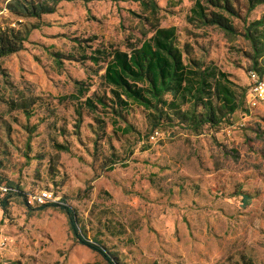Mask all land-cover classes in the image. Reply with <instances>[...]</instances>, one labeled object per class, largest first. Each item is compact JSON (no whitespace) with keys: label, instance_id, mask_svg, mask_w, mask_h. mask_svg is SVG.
<instances>
[{"label":"rangeland","instance_id":"obj_1","mask_svg":"<svg viewBox=\"0 0 264 264\" xmlns=\"http://www.w3.org/2000/svg\"><path fill=\"white\" fill-rule=\"evenodd\" d=\"M154 1L156 12L135 0H74L40 21L20 19V27L39 28L23 51L0 59L1 187L19 186L26 197L52 191L75 211L85 237L118 264H264V102H249V63L241 55L248 44L188 23L196 0ZM234 6L244 14L242 0ZM261 16L264 6L249 20ZM14 20L1 18L0 27ZM153 26L175 27L185 56L212 62L245 88L244 110L216 131L164 128L152 142L147 112L135 106L117 125L110 114L82 108L77 129L80 103L66 100L76 95L74 83H83L85 97L110 95L101 78L106 64L82 58L96 49L126 51ZM12 104H26L31 117ZM125 124L139 139L120 133ZM1 219L0 264H106L73 241L58 210L31 212L13 198Z\"/></svg>","mask_w":264,"mask_h":264},{"label":"trees","instance_id":"obj_2","mask_svg":"<svg viewBox=\"0 0 264 264\" xmlns=\"http://www.w3.org/2000/svg\"><path fill=\"white\" fill-rule=\"evenodd\" d=\"M74 0H7L5 9L14 18V26L10 24L0 27V59L14 55L25 49L31 30L38 29L20 27V19H35L40 21L44 16L56 12L61 2ZM152 12L157 11L154 0H135ZM245 5L244 14L234 4L239 0H196L191 8L187 21L198 28L213 27L224 33L230 39L241 38L248 44V50L241 51L247 59V71L255 72L264 79V16L249 20V15L259 6H264V0H242ZM17 27H19L17 29ZM177 45V29L175 27H152L150 37H145L136 44H130L126 51L112 49L109 52L94 50L90 56L83 57L93 65L105 63L102 81L108 93L85 97L88 92L75 82L76 95L66 97V100L76 101L80 106L75 109L77 122L81 120V109L88 112L110 114L112 124L124 121V113L135 106L147 112L149 133L146 141L155 132L181 127L196 136L209 131H216L222 124L232 125L231 117L244 110L246 89L231 80V76L216 67L212 62L191 59ZM55 63L60 55L53 54ZM82 98L84 100L82 101ZM12 110H22L28 120L26 104H12ZM246 112V111H245ZM103 126V123L100 122ZM76 125V128H79ZM101 126V130L103 127ZM26 150L30 149V141L36 126L26 127ZM122 135H139L131 125L125 124L120 130ZM55 150L70 153L68 146L54 144ZM115 161V160H112ZM118 163V162H117ZM113 164H116L113 163ZM2 182L0 180V187ZM7 192L0 198V211L3 217L8 213L9 202L13 198L22 200L29 211H43L46 208L58 210L67 219L73 241L100 256L106 264H118L111 253L106 251L95 239L89 241L78 223L75 211L66 205L65 201L29 205L26 196L19 186L11 183L6 185ZM248 201V196L242 198ZM35 208H32V207ZM2 219L0 220V224Z\"/></svg>","mask_w":264,"mask_h":264},{"label":"built area","instance_id":"obj_3","mask_svg":"<svg viewBox=\"0 0 264 264\" xmlns=\"http://www.w3.org/2000/svg\"><path fill=\"white\" fill-rule=\"evenodd\" d=\"M249 79L252 82V88L250 90V101L252 106H255L259 102H264V79H260L259 75L255 72H248ZM161 133L155 131L150 137V142L156 141L160 137ZM7 192L6 187H0V193L5 194ZM27 203L29 205H43L46 203H58L59 198L50 190L38 191L35 194L27 195Z\"/></svg>","mask_w":264,"mask_h":264},{"label":"crops","instance_id":"obj_4","mask_svg":"<svg viewBox=\"0 0 264 264\" xmlns=\"http://www.w3.org/2000/svg\"><path fill=\"white\" fill-rule=\"evenodd\" d=\"M7 3V0L4 1V3H0V19L1 18H9L10 14L8 13V11L5 9V5ZM4 59V58H3ZM177 221V220H176ZM174 219H169V224L171 226H175V224H179V222H176Z\"/></svg>","mask_w":264,"mask_h":264}]
</instances>
